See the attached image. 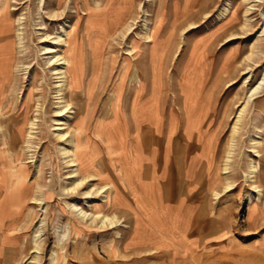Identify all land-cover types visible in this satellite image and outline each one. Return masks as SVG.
<instances>
[{
    "label": "rangeland",
    "instance_id": "374dc122",
    "mask_svg": "<svg viewBox=\"0 0 264 264\" xmlns=\"http://www.w3.org/2000/svg\"><path fill=\"white\" fill-rule=\"evenodd\" d=\"M6 2L7 8L0 12V128L8 129L5 117L17 116L24 141L16 142L15 148V136H8L11 150L19 154L0 155V229L9 220L12 234L23 231L18 237L23 239L22 249L11 264L53 260L55 264H264V90L240 123L231 188L222 171L237 113L248 91L264 77V0H133L116 26L110 25L111 18L123 0ZM227 3L232 9L219 20ZM250 7L247 28L244 15ZM145 21L150 31L145 30ZM183 22L195 24L194 29L176 36L173 28ZM62 27L69 36L62 34ZM169 33L175 37L172 44ZM150 34L155 41L148 38ZM59 36L67 41L76 38L77 60L86 62L76 91L66 92L75 113L66 131L84 138L87 147L76 152L80 171L84 178L94 177L75 193L72 180H67L70 168L58 154L62 141L55 127L56 80L46 63L50 57L46 47L64 55L51 40ZM126 70L128 78L121 73ZM39 73L46 79L42 88ZM190 93L198 105L194 124L184 109ZM39 99L37 137L28 143V123L37 116ZM118 99L122 112L115 121ZM137 101H152L155 117L160 114L156 118L160 133L149 127L140 133L145 155L157 162V148L164 147V139L171 145L177 141L182 155L175 157L167 183L173 199L194 194L203 205L195 220L183 217L182 199L173 205L163 201L166 167L160 171L157 162L158 176L150 173L149 163L143 164L136 140ZM188 126L195 127L197 136L185 138L187 153L196 152L183 162ZM260 141L262 161L254 154V143ZM83 152L101 155L89 168ZM252 160L262 163L257 184L247 178ZM114 165L116 173L110 168ZM15 167L24 172L20 180ZM184 175L195 182L183 183ZM111 183L117 188L109 191V201L104 200L100 189ZM37 188L43 192L37 193ZM74 204L88 214L102 208L106 216L117 215L129 227L132 224V230L110 222L103 226L100 219L84 220L72 209ZM42 207L47 209L43 216ZM35 242L39 256L33 254Z\"/></svg>",
    "mask_w": 264,
    "mask_h": 264
},
{
    "label": "bare ground",
    "instance_id": "6f19581e",
    "mask_svg": "<svg viewBox=\"0 0 264 264\" xmlns=\"http://www.w3.org/2000/svg\"><path fill=\"white\" fill-rule=\"evenodd\" d=\"M7 3L8 2H6V0H0V4H1L0 12H3L7 8V6H8ZM132 5H133V0H123V7L119 11V13L117 15H115L114 18H111L112 20L110 22V25L116 26L118 24H121L122 21H123V18L125 17L127 12H129V10L131 9ZM231 9L232 8H231V4L230 3L224 4V6L220 9V11L218 13V19L219 20H222L223 18L225 19V17L229 15ZM252 13H253V8L252 7L248 8L246 10L245 15H244V18H245L244 27L248 28V24H250L249 22H250V19H251L250 16H251ZM103 16L106 17L107 15L104 13ZM18 22H19V26H20L19 27V31H18V37H19L20 46H21L23 44V40H24V38H23V36H24L23 35V31L24 30L22 29L23 26H24L23 18L22 19L20 18ZM147 23H148L147 21L144 22V28H145V30L150 31L149 28H148V24ZM194 26H195V24L188 25V22H187V24H186V22H183V25L180 28H178V27L175 28L174 27L173 29L176 30V36H177L178 32L182 30L181 37H184L185 31L190 30V29H194L193 28ZM61 29H62V34L69 36V33L66 32L64 27H62ZM129 30H130V28L128 29V31ZM172 34L173 33H169L168 36H167V40L169 41V44H172L173 41L175 40L174 39L175 37L172 36ZM62 37L63 36H59L58 39H51V40H52V42L54 41V42L57 43L58 47H60L62 52H64V55L59 54V52L55 51L54 49H50V48L46 47V50L50 51L49 52V54H50L49 56L50 57L48 58L46 63H47V66L51 67L52 76L56 80V82H55V85H56V92H55L56 96H55V99L57 100L56 117H57L58 120H56L55 127H57L56 137H57V139L62 141V144L59 147V153L58 154L61 155V157L63 158L65 163L70 168V174H69L67 180L68 181L72 180L73 183H72L71 191L75 193L80 188H82L85 185L89 184L91 182V180H93L92 178L94 177V176H92V177L89 176L88 178H84L82 173H81V171H80V165H79L80 160H79L76 152L79 149L87 147V144H85V142H84V138L82 139V137H78L75 133L67 132L68 130L66 131V127L68 126V122H70V120L73 119V116L75 114L73 112V108H70L71 105L68 103L69 101L66 100V92L70 91L71 89H75V91H76L77 83L84 76L86 62L84 60L81 61V62H78V60H77L78 53L76 52V44H77L76 38H73L71 41H67V40H63ZM46 38H47V40L50 39V37H46ZM148 38L149 39H153L154 37H153L152 34H150V36ZM155 39L156 38H154V41H155ZM175 54H174V56H175ZM256 55H258V54H256ZM121 73L128 78V76H127L128 75V71L127 70L124 71V72H121ZM27 74H25V75H27ZM82 74H83V76L81 77ZM37 76H40V78H41L40 87L42 88L44 82H46V79L43 77L42 73H39V75H37ZM127 78H126V80H127ZM29 79H30V77H29ZM263 90H264V77H263V80L261 81V83L257 87H255L254 89H250L248 91V93H247V95L245 97L244 103L242 104V106L240 107V110L237 113V122H236V124H235V126L233 128V132H232V135H231V138H230V141H229V146H228V149H227V152H226V156H225L224 161H223V169H222L223 174L226 176V180H224V181H228V188H231L232 184H233L230 180H232V175L231 174L234 172L233 164H234V159H235V148H236V143H237V138H238L237 136H238V134L240 132V123L242 122L244 115L248 111L250 104L254 103V101L256 100V97L261 92H263ZM184 99H185V101H184L185 102L184 103V109L186 111L187 118L190 121V123H193L194 122L193 120H195L194 117L198 115V114H196L197 112L195 111L196 107L198 105L195 106L196 103L194 102L195 99H194V95L192 96V93H190L189 95L185 96ZM40 102H41V100L39 99L38 100V107H37V116L35 117V119L31 120L28 123V131H27L28 143H31L32 140H34L35 136L37 135V130H38V127H39V116H38V113L40 112L39 111L40 110ZM137 102H138L139 105L137 107H135L137 109H135V112H134V117H136V124H137L136 125V133H137L136 140L138 141L137 142L138 143L137 147H138L139 151H142L141 154H143V157H142L143 164H145L147 166V164L149 163L148 165L150 166V169H151L150 173L151 174L155 173L156 175L159 176V172L157 171L156 159L154 157L151 158L150 155L147 156L144 153V150H143L144 146H143V143H142V139H141V136H140L141 134L140 133H141V131L143 130L144 127H149L151 130H154L157 133H160L161 132V127L156 123V118L159 117L160 114H159V112H157L158 116L155 117L156 114L153 113V108L151 106L152 105L151 104L152 101H148V102H144V103H142L140 101H137ZM120 104H121V101H120V99H118L117 103H116V106H115V109H114V112H113V116L115 118V121L118 120V117L120 116V113L122 112ZM199 117H200V115H199ZM197 121H196V123H197ZM188 128H189V126L187 127V129ZM195 132H196L195 131V127H190L188 129V131H187V134H185L184 136H185V138H189V136L192 137V138H196L197 135H194ZM262 143H261V141L254 143V154H255V157L257 159H259V160H261V153L258 150V147H259V149H261L260 146L262 145ZM29 148L33 149L32 147H29ZM262 149H264V148H262ZM82 154H83L84 157H85V155H87L85 158L87 159L86 163L88 164L89 168L92 166L91 163L94 162L95 159L98 156L101 155L98 152H96V154H94L92 156L89 155V153H86V152H83ZM141 154H140V156H141ZM170 157H171V154H169V153L166 154L165 153L164 158H163L164 159V164H165L164 166L166 167V170H165L166 173H164V178H166L167 175H168V164H169V161H170ZM261 167H262V163L260 161L252 160L250 162V164H249V174H248L247 178L251 179L253 181V183H256V181L258 180L257 172H258V169L261 168ZM110 168H111V170L114 173H116L115 165L111 166ZM163 169H165V168L163 167ZM163 169H162V172H163ZM13 170H14L15 176L17 177L18 180H20V179H22L24 177V172L22 171V168L21 169H16V167H15ZM146 174H148V171L146 172ZM141 179H142V177H141ZM114 188H117V187L113 183H111L110 186L100 189L101 195L103 196L104 200H108L109 201V199L111 197V193L110 192ZM37 189H38L37 193H39V192L42 193L43 192V191H41V190H43V188L41 190L39 188H37ZM67 189L68 188L66 187L65 190H67ZM263 193H262V191H259V193H258L259 194V198H258L259 200L258 201L262 200ZM92 194L93 193L91 192V193H88L87 195L92 196ZM215 196L218 197V196H220V194L215 193ZM181 199H182V202H183V198H181ZM35 203H37V205H39V206L42 205V201H40V200H37ZM72 209L75 211L76 214H78L79 217H81L84 220H86V219L88 220L90 218L92 222H95L96 220L100 219V222H101V224L103 226L107 225V223L110 222L111 226L112 225H116L117 227H119V228H121L123 230H126V231L132 230V226H133L132 224H131V227H129V224H126L125 222H122V221L118 220L119 216L117 217V215L113 216L112 218L109 217V216H106L104 214V212L102 211V208H98V210L94 214H88L86 211H84L77 204L72 205ZM46 210L47 209H45V207L41 208L40 211L42 212V216L45 214ZM128 223H130V222H128ZM129 234H131V233H129ZM34 246H35V248H33L34 249L33 254H36L37 256H39L40 255V248H38L39 246L37 245V243ZM140 249L141 248H139V250ZM142 251H144V250L142 249ZM52 264H55V260L52 261Z\"/></svg>",
    "mask_w": 264,
    "mask_h": 264
},
{
    "label": "crops",
    "instance_id": "0c3cea01",
    "mask_svg": "<svg viewBox=\"0 0 264 264\" xmlns=\"http://www.w3.org/2000/svg\"><path fill=\"white\" fill-rule=\"evenodd\" d=\"M5 122L7 123L8 129L3 130L2 128H0V155L4 156V158H10L11 156L13 157H17L19 153L16 152L15 150H11L10 148V142L7 141V137L9 136H15V139L13 140L15 143V148L16 146V142L21 143L23 145L24 141H23V135H22V131L21 128L19 126V121H18V117L17 116H9V117H5ZM7 130V131H6ZM177 136L181 137V133L179 132V134ZM176 136V137H177ZM175 137V138H176ZM179 138V137H178ZM178 140V139H176ZM182 141V140H181ZM177 142V141H176ZM176 142L172 143V145L170 143H166L165 139H164V147H159L157 148V162H158V166L160 168V171H162L163 167H164V154L166 152V154H171L170 157V161L168 164V175L165 179H163L162 182V190L164 193V198L163 201L165 203L168 204H176L178 203L181 198H183V217L186 218H190V220H195L197 218V214H199V210L203 211V205H199V200H197L194 197V194L192 196V194H183V196H181L178 199H173L172 198V192H171V184L170 186H168V179L171 178V172H172V167L173 164L176 161L175 157L181 156L182 154L179 152V148L177 149V147L175 146ZM166 143V144H165ZM187 141L185 140V137L183 135V162H186V159L190 156H192L193 154H188L187 153V147H186ZM20 145V144H19ZM14 146V145H13ZM152 150L149 149L148 153L151 152ZM202 171V166L198 168V171ZM197 173V170H196ZM185 176V175H184ZM187 180H191L193 182H195V178L191 177V178H187L186 176L183 177V183H187ZM200 184V183H199ZM187 186V184H185ZM194 185V184H193ZM209 185V183L207 184ZM193 190V189H191ZM194 192V191H191ZM127 199L132 203L133 202V197L130 193L126 194ZM200 211V212H201ZM9 220L6 221V225L3 226L2 229H0V264H11L12 263V257L14 255H17V253H19L22 249V245H23V239L22 238H18L20 237L23 233V231H18L14 234L11 233V231L9 230ZM191 224V222H190ZM190 226V225H189ZM189 230V229H188ZM188 232V231H187ZM5 236L8 237L7 241L5 239ZM12 238L17 239L16 243H12Z\"/></svg>",
    "mask_w": 264,
    "mask_h": 264
}]
</instances>
